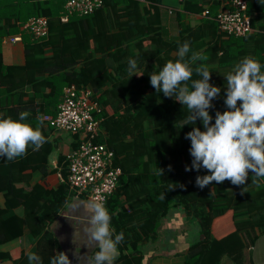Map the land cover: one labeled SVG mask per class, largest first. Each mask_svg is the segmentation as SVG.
Returning <instances> with one entry per match:
<instances>
[{"label": "trees", "instance_id": "1", "mask_svg": "<svg viewBox=\"0 0 264 264\" xmlns=\"http://www.w3.org/2000/svg\"><path fill=\"white\" fill-rule=\"evenodd\" d=\"M66 1L0 0V117L19 119V113L27 111L25 122L36 127L38 116L57 112L65 87L92 90L100 109L95 113L101 120L97 142L113 151L115 167L122 172L105 205L116 233H124L114 264H144V248L158 240L171 212L194 219L200 232L187 264H221L223 258L246 264L247 249L264 234V179L252 183L250 172L244 185L225 181L197 187L196 177L209 173L185 170L192 163L191 141L185 136L194 127L183 126L187 109L156 93L149 74L177 59L179 46L189 41L212 72L210 83L221 88L210 109L214 123L216 111L227 110L224 76L245 56L264 65V0H246L254 31L243 37L221 32L215 20L230 0H183L175 13L163 7L162 0H102L94 14L72 15L62 23ZM207 10L210 16L202 17ZM169 13L177 28L174 37L163 23ZM39 17L48 19L49 33L34 41L23 26ZM17 34L23 35L25 64L7 65L3 39ZM129 59L137 60L138 75L128 74ZM193 79L199 77L194 74ZM195 127L204 130L199 120ZM40 128L47 142L39 150L29 147L26 156L13 161L0 157V193L6 201L0 207V246L29 235L33 252L42 264H50L60 246L49 228L70 201L71 191L63 154L57 165L64 181L57 188L32 184L35 178L58 172L50 162L60 147L53 137L57 132L44 122ZM72 140L75 149L77 136ZM229 223L232 230L215 235ZM7 257L0 253L1 259ZM15 264H29L27 255Z\"/></svg>", "mask_w": 264, "mask_h": 264}, {"label": "clouds", "instance_id": "2", "mask_svg": "<svg viewBox=\"0 0 264 264\" xmlns=\"http://www.w3.org/2000/svg\"><path fill=\"white\" fill-rule=\"evenodd\" d=\"M175 55L177 59L168 60L158 71L149 74L150 84L156 93L174 98L187 109L183 126L194 127L185 136L191 141L192 157L191 165L185 170L204 169L209 173L198 175L196 186L203 189L213 182L225 181L244 185L250 172L252 183L264 179V71L261 70L264 65L245 56L224 76L227 110L216 111L213 123L210 109L214 107L213 100L220 96L221 88L210 83L212 72L200 62L201 54L191 50L189 41L180 45ZM137 68V60L129 59L127 72L131 77L138 75ZM194 74L199 79H193ZM29 115L24 111L19 113V119L0 117V157L13 161L26 156L29 147L39 150L47 142L40 128L43 119L38 116L39 124L33 127L25 122ZM198 120L204 130L195 127ZM160 173L163 174L162 169ZM164 198L161 194L160 199ZM80 205L84 206L83 215H72ZM68 216L75 221L74 243L92 250L88 255H81L80 248L75 249L73 256L79 264H114L124 233H116L112 227V215L107 207L95 201L79 204L71 208ZM8 247V244L0 246V251ZM27 259L29 264H42L41 257L34 252H28ZM50 264H72V259L67 252L57 251Z\"/></svg>", "mask_w": 264, "mask_h": 264}, {"label": "built area", "instance_id": "3", "mask_svg": "<svg viewBox=\"0 0 264 264\" xmlns=\"http://www.w3.org/2000/svg\"><path fill=\"white\" fill-rule=\"evenodd\" d=\"M101 7L102 0H67L61 21L68 23L72 15H92ZM209 16L208 10L202 14V17ZM215 20L219 30L227 35L243 37L254 31L246 0H230L222 4ZM23 30L34 41H38L48 35L49 21L45 17L31 18L24 24ZM22 41V34L7 36L3 39V45ZM99 112V105L93 100L92 90L71 85L64 88L57 112L54 115L44 114L41 118L55 132L77 136V148L66 154L70 189L92 202L106 205L118 186L122 172L120 168L115 167L113 151L105 143L97 142L101 120L96 118L95 113ZM60 178L64 181L62 176Z\"/></svg>", "mask_w": 264, "mask_h": 264}, {"label": "crops", "instance_id": "4", "mask_svg": "<svg viewBox=\"0 0 264 264\" xmlns=\"http://www.w3.org/2000/svg\"><path fill=\"white\" fill-rule=\"evenodd\" d=\"M179 1L178 8H170L165 7L167 10H172L175 13L180 7L181 2ZM170 14L167 20H165L164 26L165 29L170 37H174L177 34V28L174 25L173 19L174 14ZM171 15V16H170ZM18 35V34H17ZM8 47V50L5 51L3 49V56L4 61L7 65H24L25 64V49L24 43L19 42L16 44H8L3 45ZM54 138H57L63 154L66 156L73 148V140L72 137L69 141H65L62 139L61 135H53ZM58 149V150H59ZM57 150V151H58ZM56 151V152H57ZM59 154V155H60ZM59 155L52 160L51 162V169H58V172L53 171L49 174L45 179L35 178L32 182L40 183L47 189L57 188L61 183V167H58L57 161ZM52 157V156H51ZM63 178V177H62ZM63 182V181H62ZM70 193V201L66 204L64 209L59 213L58 217L56 218L55 222L51 224L49 230L53 232L54 236L56 237L60 250L58 251H65L72 259V264H79L76 258L73 256V252L77 247L80 248L81 255H88L92 250L84 245H79L74 243L73 233L74 223L75 221L69 219V213L71 208L75 205L79 204H87L92 202L91 200L87 199L85 196H79L75 191L71 190ZM5 196L4 193H0V207L5 206ZM84 206L80 205L78 210H74L72 215L81 216L83 215ZM186 217L183 212H171L169 217L165 219L162 223L159 238L155 243H152L144 248V264H187L188 263V252L193 243L196 242L198 239L200 232L196 226H193L195 230L189 225H187ZM226 226V225H225ZM83 226H81L82 228ZM232 228V223L227 224L226 227L219 229L215 232L216 236H221L224 231H228ZM232 230V229H231ZM61 243L65 245V248L61 246ZM9 245L7 250H2L0 253L8 255L7 258L1 259L0 264H15V261L18 260L23 254L28 252H33L35 249L34 242L30 239L29 235H24L23 237L6 243ZM5 245V244H4ZM3 246V245H2ZM94 250V249H93ZM117 253H119L117 251ZM57 254V251H56ZM246 264H264V234H261L258 238L255 245L247 249L246 251ZM118 257L116 254L115 259ZM221 264H234L232 260L229 258H223Z\"/></svg>", "mask_w": 264, "mask_h": 264}, {"label": "rangeland", "instance_id": "5", "mask_svg": "<svg viewBox=\"0 0 264 264\" xmlns=\"http://www.w3.org/2000/svg\"><path fill=\"white\" fill-rule=\"evenodd\" d=\"M162 5L163 7H170V8H178L179 7V1L178 0H162ZM165 13L167 12L166 9L164 11ZM3 49L8 50V47L3 46ZM58 135H61L62 139H64L65 141H69L72 137L71 134L69 133H64V132H60L58 133ZM60 152H62V149L60 148L57 152H55L52 157H51V162L53 159H55ZM187 225L191 226L193 228V226L197 227V223L194 219L192 218H188L186 219ZM198 228V227H197ZM192 230H195L194 228Z\"/></svg>", "mask_w": 264, "mask_h": 264}, {"label": "water", "instance_id": "6", "mask_svg": "<svg viewBox=\"0 0 264 264\" xmlns=\"http://www.w3.org/2000/svg\"><path fill=\"white\" fill-rule=\"evenodd\" d=\"M60 244H61V246H63V248H65V245H63V243L60 242ZM117 255H119V253H117Z\"/></svg>", "mask_w": 264, "mask_h": 264}]
</instances>
